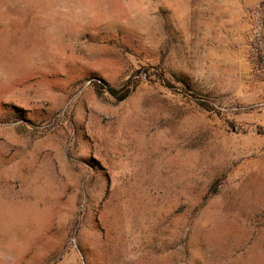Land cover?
Returning a JSON list of instances; mask_svg holds the SVG:
<instances>
[{"label": "rangeland", "instance_id": "rangeland-1", "mask_svg": "<svg viewBox=\"0 0 264 264\" xmlns=\"http://www.w3.org/2000/svg\"><path fill=\"white\" fill-rule=\"evenodd\" d=\"M259 129L264 0H0V264H264Z\"/></svg>", "mask_w": 264, "mask_h": 264}, {"label": "trees", "instance_id": "trees-1", "mask_svg": "<svg viewBox=\"0 0 264 264\" xmlns=\"http://www.w3.org/2000/svg\"><path fill=\"white\" fill-rule=\"evenodd\" d=\"M105 90L108 92V94H110L112 97H114L118 101H122L126 99L131 93V90L128 87H125L119 90L112 88V87H105ZM258 131L259 133H264V131H262L261 129H259Z\"/></svg>", "mask_w": 264, "mask_h": 264}]
</instances>
